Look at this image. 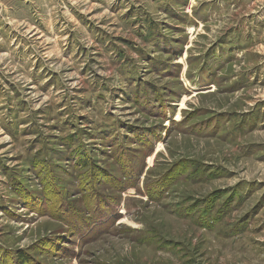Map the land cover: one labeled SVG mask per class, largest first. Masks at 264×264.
<instances>
[{
  "label": "rangeland",
  "instance_id": "1",
  "mask_svg": "<svg viewBox=\"0 0 264 264\" xmlns=\"http://www.w3.org/2000/svg\"><path fill=\"white\" fill-rule=\"evenodd\" d=\"M0 264H264V0H0Z\"/></svg>",
  "mask_w": 264,
  "mask_h": 264
},
{
  "label": "trees",
  "instance_id": "2",
  "mask_svg": "<svg viewBox=\"0 0 264 264\" xmlns=\"http://www.w3.org/2000/svg\"><path fill=\"white\" fill-rule=\"evenodd\" d=\"M86 159H83V163H82V165H86V166H88V161L86 160ZM75 217V215H72V216H70V218H68V219H70L71 220V218H74ZM72 226H74L73 224H72ZM82 229L80 228V229H78L77 230V232H79V231H81ZM21 259H20V261L22 262V263H26V262H29V260L26 258V255H24L23 253H21Z\"/></svg>",
  "mask_w": 264,
  "mask_h": 264
}]
</instances>
